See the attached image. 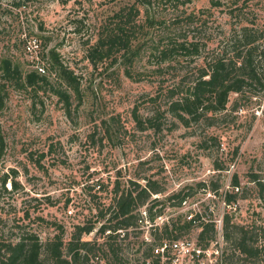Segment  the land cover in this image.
Here are the masks:
<instances>
[{
	"label": "rangeland",
	"instance_id": "rangeland-1",
	"mask_svg": "<svg viewBox=\"0 0 264 264\" xmlns=\"http://www.w3.org/2000/svg\"><path fill=\"white\" fill-rule=\"evenodd\" d=\"M14 1L0 0V241L34 234L46 243L63 234L66 243L110 204L117 181L122 190L136 181L138 191L155 181L161 191L139 209L185 189L187 202L167 205L158 224L200 209L218 225L204 263H245L225 242L223 218L264 242V192L252 181L264 180V89L232 93L226 110L189 124L170 106L234 31L248 25L264 36V0H28L19 8ZM119 24L131 47L95 56ZM183 41L197 42L199 53L175 48L163 60V49ZM3 59L24 82L3 76ZM35 71L45 80L29 86L25 77ZM229 191L238 193L231 205ZM139 224L118 238L122 262L143 264L142 240L156 241L149 224ZM99 225L83 239L105 242ZM198 233L180 238L198 243ZM223 253L235 256L228 263ZM93 263L111 262L104 255Z\"/></svg>",
	"mask_w": 264,
	"mask_h": 264
},
{
	"label": "trees",
	"instance_id": "trees-1",
	"mask_svg": "<svg viewBox=\"0 0 264 264\" xmlns=\"http://www.w3.org/2000/svg\"><path fill=\"white\" fill-rule=\"evenodd\" d=\"M26 2L28 0H15L14 4L19 8L25 6ZM131 10L137 12L134 7ZM124 20L128 21L129 17ZM115 30V35H107V39H104L107 40L106 44L103 38L100 40L102 47L95 48V56H102L104 52L111 53L114 49L131 47V36L126 32V28L119 24ZM225 44L220 54H216L206 66L199 69V74L192 80L187 91L171 103V111L185 124H189L192 120H199L208 112L226 110L232 93H238L240 97H244L253 86H257L259 90L264 89V68L260 66L261 59H258L259 53L264 58V36H258L253 27L243 25L230 35ZM175 48L185 50L188 54L199 53L197 42L183 41L172 49H163V60H168ZM52 56L54 60H58L57 55L52 54ZM2 74L16 83L24 82L19 67L13 65L10 59H3ZM70 76L68 75L70 79H73ZM38 80H45V78L39 77L36 71L29 72L25 77V83L29 86ZM61 95L69 104V95L64 92ZM2 100L0 83V101ZM218 169L223 167L218 165ZM253 176L252 181L257 183L264 192V180H259L256 175ZM18 184L17 181L13 183L14 187ZM131 185L133 187L128 190H122L120 182L117 181L110 204L97 207L96 218L91 222L76 225L70 240L66 243L63 234L55 235L46 243H42L34 234L24 236L17 242L0 241V264H50L44 254L49 255L51 264H94V259L103 258L104 255L106 257L109 255L110 264H129L121 261L118 238L127 239L130 229L143 223L139 206L147 201L151 192L161 191L155 181H149L139 191V183L131 181ZM233 188L240 190V181L237 178L234 179ZM188 195L185 189H181L168 195L165 201L153 199L149 209V220L154 222L164 213V208L169 204L181 205L187 200ZM237 195V192H226V204L231 205L236 201ZM99 223L98 232L105 237L106 241L84 240L83 235L93 232ZM195 227L199 228L198 243L203 248H208L218 233V227L213 219L205 220V214L200 209H191L187 213L167 218L162 225L150 227L149 232L156 241L149 243L142 240L146 257L143 264H160L157 256L153 254L154 247L165 239H179L185 232ZM223 236L226 244L233 243L239 253L245 256L242 259L245 262L243 264H264V242L259 243V239L249 227L232 223L228 213L223 218ZM233 255L235 256V253L228 255L223 253L222 256L230 263L228 259ZM146 259H150V262L147 263ZM240 262L241 259H238L236 264H241Z\"/></svg>",
	"mask_w": 264,
	"mask_h": 264
},
{
	"label": "built area",
	"instance_id": "built-area-1",
	"mask_svg": "<svg viewBox=\"0 0 264 264\" xmlns=\"http://www.w3.org/2000/svg\"><path fill=\"white\" fill-rule=\"evenodd\" d=\"M186 202L187 200L183 201V203ZM140 213L145 223L149 224V227L158 225L157 219L163 218L162 215H159L154 222H151L149 220V210L140 209ZM208 249L188 239H165L161 244L154 247L153 254L157 256L160 264H205L203 260ZM146 262L149 263L150 259H146Z\"/></svg>",
	"mask_w": 264,
	"mask_h": 264
}]
</instances>
